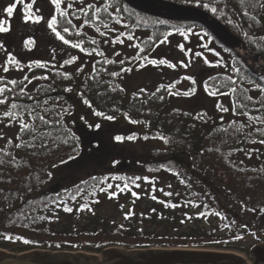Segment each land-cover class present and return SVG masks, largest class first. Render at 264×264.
<instances>
[{
  "label": "trees",
  "instance_id": "1",
  "mask_svg": "<svg viewBox=\"0 0 264 264\" xmlns=\"http://www.w3.org/2000/svg\"><path fill=\"white\" fill-rule=\"evenodd\" d=\"M157 1L203 12L246 54L264 58V0ZM60 10L67 15L56 10V30L72 43L83 41L84 51L67 46L88 56L91 70L73 74L63 62L55 69L46 65L52 63L27 59V80L0 83L11 89L4 93L7 106L0 105V250L15 255L40 250L98 256L111 248L242 254L241 241L264 244V71L244 65L198 24L150 18L121 0H61ZM198 35L207 40L200 50L177 48L187 74L178 72L176 81L152 90L127 91L125 80L136 68H177L174 46L168 49L173 59H161L164 64L154 59L171 39L188 42ZM115 45H126L130 57L116 55ZM183 83L188 86L181 90ZM22 87L25 95L20 94ZM79 98L89 100L91 107L83 104L103 113L101 118L142 130L137 138L150 150L134 161L136 173L114 167L52 190V172L82 152L80 138L67 123ZM182 99L206 101L210 111L203 106L191 111ZM12 103L20 107L10 122L3 113ZM20 119L29 130L21 131ZM17 143L22 147L16 148ZM104 205L114 213L102 211Z\"/></svg>",
  "mask_w": 264,
  "mask_h": 264
},
{
  "label": "rangeland",
  "instance_id": "2",
  "mask_svg": "<svg viewBox=\"0 0 264 264\" xmlns=\"http://www.w3.org/2000/svg\"><path fill=\"white\" fill-rule=\"evenodd\" d=\"M25 3L26 5L32 4V8L26 9V12L39 15L42 19L36 23H33L31 20L26 22L24 48L21 47L20 44H16V47L20 49L15 53L17 54V52L20 53L24 50L26 64L27 59L28 61L37 59L40 62L52 63L46 65L54 66L55 69L60 66V63H64L65 60H70L75 56L76 60L68 64L65 70L73 74L83 73L84 71L89 72L91 70V59L83 53L76 52L65 45L48 27V20L56 15L57 10L51 0H34V2L33 0H25ZM12 36V39H17L15 35ZM6 39L7 37L3 36L2 43L5 42ZM25 41H31L35 46L29 49V45L26 44ZM206 44L207 40L199 37V35L197 37H190L188 42L182 37L171 39L167 45L161 47L154 55V59L157 61L161 59H173L174 56L170 55L168 49L171 50L174 46L173 49L175 48L176 50L175 58L179 61L177 68H175L173 72H167L162 69L156 70L150 65L144 68H136L127 77V80H125L127 91L132 92L139 87L152 90L162 83L168 84L176 81L178 79V72L180 74H187V71L181 68L180 65V63L184 61V58L182 53H179V49L177 50L178 46H183L184 51L193 47H196L198 51L202 45L206 46ZM8 47L9 44L5 42L3 45L4 51H7ZM113 52L118 56L125 55L127 58L131 55L126 45H115ZM6 55L3 54V50L1 49L0 70L5 65ZM190 56L193 57V55ZM196 63H198V61ZM78 69H80V71H78ZM252 70L258 73L257 67H253ZM29 71L32 72L31 66H29ZM191 72H195V69H190V73ZM34 84L35 82L33 80L32 87ZM186 86H188V83H183L181 85V90ZM180 101H183V106H188L191 111H197L201 106H203L206 111H210L208 110L209 106L206 101L205 103H198L196 100L192 99L186 101L182 99ZM94 113L95 112L83 104L80 98L77 99L75 111L68 116L67 123H69L71 130L80 138L82 142V152L76 159L56 168L52 172V181L48 188H52V190L57 187L67 188L85 181L88 177L110 172L114 167L123 166V168H121L122 171H126L127 173L137 172L134 161L150 150L148 145L141 143L137 138V136L143 134V131L129 124L105 120ZM97 125H99V127H96ZM117 136L122 137V140L117 141L115 139ZM129 137H132V139H128ZM106 209H108L107 212H109V214L114 213V208L109 205H104L101 210L106 211ZM10 245L13 248L19 247L17 243L13 242H11ZM254 245L259 244L253 239H247L238 243V247H241L244 251V253L238 254V256L242 257L246 263L252 262L249 257L248 247Z\"/></svg>",
  "mask_w": 264,
  "mask_h": 264
},
{
  "label": "water",
  "instance_id": "3",
  "mask_svg": "<svg viewBox=\"0 0 264 264\" xmlns=\"http://www.w3.org/2000/svg\"><path fill=\"white\" fill-rule=\"evenodd\" d=\"M131 10L167 22L195 23L206 29L221 45L237 54L249 68L264 71V58L238 52L226 31L201 11L157 0H121ZM258 59L255 64L249 60ZM252 262L235 252L202 250L150 249L125 251L111 248L98 257L84 253L49 252L33 250L20 255L0 250V264H264V244L248 247Z\"/></svg>",
  "mask_w": 264,
  "mask_h": 264
},
{
  "label": "snow or ice",
  "instance_id": "4",
  "mask_svg": "<svg viewBox=\"0 0 264 264\" xmlns=\"http://www.w3.org/2000/svg\"><path fill=\"white\" fill-rule=\"evenodd\" d=\"M18 2H19V0H18ZM33 2H34V0H33ZM51 2L56 6V9H57V11L59 12V14H60L61 17H64V16L67 15L66 12L60 10L61 0H51ZM15 6H16V5L13 4V5H11V6H9L8 8L5 9V12L8 14V16H11V15H12V13H13V9L15 8ZM25 7H26V9H31V8H32V4H27ZM68 7L71 8L72 5H68ZM88 7H91V5H88ZM261 7H264V4H262ZM80 11H81L85 16L88 15V13L84 12V9H83V8H81ZM99 11H100V8H97V9H96V12H93V13H92V16L95 17V16H96V13L99 12ZM103 11H104L105 13H107V11H108L107 7H104ZM212 11L215 12L216 9H212ZM77 18H78V17H77ZM24 19H25V22H28L29 20H31L33 23H36V22H39V21L42 19V17L39 16V15H34V14H32V13L26 12V13H25V16H24ZM56 22H57V21H56V16H52L51 19L48 20V22H47V23H48V27H49L50 29H52L53 32H55L56 36H57L60 40H62L63 43H64L65 45H68V44L71 43V47H73V48H78V49H80L81 51H84V49L81 47V44L83 43V41L76 42V43H72V42H70L68 39H65L64 36H62L61 33H60L59 31L56 30V27H55ZM68 23L71 24V20H68ZM85 23H88V21L86 20ZM117 23H119V21H117ZM161 23H162V22H161ZM0 24H2V22H0ZM104 27L107 28V24H105ZM8 30H9V29H6V28L0 26V32H6V31H8ZM63 31H64L65 33H68V32H69V28H68V27H64ZM98 31H99V29H98ZM103 34H104V33H101V35H103ZM77 35H80V33H77ZM127 39H128V40H132L133 37H132V36H128ZM122 42H123V41H121V43H122ZM25 43L28 44V43H31V41H25ZM93 43H95V41H93ZM161 43H163V41H161ZM181 49L183 50V46H181ZM102 54H103V53H101V55H102ZM197 55H199V54H197ZM144 59H147V57H144ZM75 60H76V57L73 56L70 60H65L64 63H65V64H71V63H72L73 61H75ZM9 62L12 63V64H17V61L15 60L14 57L11 56V54H9ZM149 62H150V63H153V64L156 63V61H154V60L149 61ZM105 63H109V61H105ZM120 63L123 64L124 61H120ZM160 63H161V64H164V63H166V61H165V60H160ZM181 63L183 64V62H181ZM37 64H38L40 67H44V65H43V64H40L39 62H37ZM17 66H18V64H17ZM169 66L172 67L173 65H169ZM184 66L187 67L188 65H184ZM8 70H9L8 67H7V66H4L3 71L7 72ZM78 71H80V69H78ZM121 71H131V69H123V68H122ZM111 75H112V76H118L119 73H117V72H112ZM34 78H35V77H34ZM46 78H47V77H44V79H46ZM65 78H68L67 75L65 76ZM25 79L27 80V77H25ZM186 79H192V78H191V77H186ZM30 82H31V81H29V83H30ZM8 83H11L12 85H16L17 82H16L15 80H12V81H8ZM193 83H195L194 80H193ZM205 87H206V90H207V83H206V82H205ZM7 91H11V89H7L5 86H0V105L7 106L8 97H6V96L4 95V93L7 92ZM65 91H71V89H65ZM140 91L143 92L144 89H141ZM192 91L194 92V90H192ZM20 94H21V95H25V89H24L23 87L20 88ZM170 94H171V93H170ZM184 94H185V95H189L190 93L186 92V93H184ZM210 94L215 95L216 93L213 92V93H210ZM30 98H31V97H30ZM161 99H162V97H161ZM249 99H250V98H249ZM83 103L86 104V105H88L89 107L92 106L91 103H90V101L87 100V99H85V100L83 101ZM18 107H20V106L17 105V104H15V103H12V104H11V108L8 109L7 111H4V113H3L4 117L9 118V119H10V122H11L12 120H16V118H17V114H16V112L13 111V110H14V109H17ZM224 110L227 111V109H224ZM94 114H95V115H98V116L103 115V113H100V112H95ZM245 114H247V113H245ZM31 115H32V113L29 111V116H31ZM106 118L109 119V120H111V119H113L114 117H112V116H108V117H106ZM37 119H39L41 122H45V117H44V116H39V117H37ZM250 119H252V117H250ZM131 122H132V123H136V121H131ZM19 123H20L21 131H26V130H29V129H30V125H29L28 123H26L23 119H20V120H19ZM96 127H99V125H97ZM17 139H20V137H17ZM115 139H116L117 141H120V140H122V137L117 136V137H115ZM128 139H132V137H129ZM261 142L264 143V141H261ZM9 143H11V140H9ZM15 147H16V148H20V147H22V144H21V143H17V144L15 145ZM62 162H63V161H62ZM65 211H71V209H69V208H65ZM5 238H8V237H5ZM24 242H25V243H29V241H27V240H25Z\"/></svg>",
  "mask_w": 264,
  "mask_h": 264
},
{
  "label": "flooded vegetation",
  "instance_id": "5",
  "mask_svg": "<svg viewBox=\"0 0 264 264\" xmlns=\"http://www.w3.org/2000/svg\"><path fill=\"white\" fill-rule=\"evenodd\" d=\"M42 3V1H41ZM15 4V8L13 9V13L11 16L5 12V9L9 6ZM26 3L25 0H0V26L9 29L6 32H0V54L1 49L3 50V54H7V58L5 59V65L8 67V71H3L4 66L0 70V83L8 82L11 80H18L19 82H24L26 77V57L25 51H18L20 48L16 47V44H20L21 47L24 48V39L26 36V22L24 19V14L26 12ZM11 17V18H10ZM12 35L17 37L16 40L12 39ZM6 36L7 39L5 42L9 44L7 51H4L3 45L5 42L2 43V37ZM11 36V37H10ZM9 54L15 58L17 64H12L9 62Z\"/></svg>",
  "mask_w": 264,
  "mask_h": 264
},
{
  "label": "bare ground",
  "instance_id": "6",
  "mask_svg": "<svg viewBox=\"0 0 264 264\" xmlns=\"http://www.w3.org/2000/svg\"><path fill=\"white\" fill-rule=\"evenodd\" d=\"M234 44L236 45L237 50H238L239 53H241V54H243V55H246L245 50L243 49L242 46H240V45L237 44V43H234ZM249 61L255 64L256 62H258V59L249 60Z\"/></svg>",
  "mask_w": 264,
  "mask_h": 264
}]
</instances>
